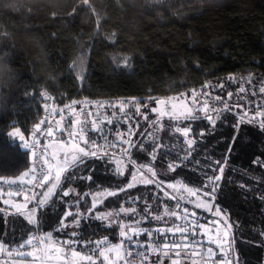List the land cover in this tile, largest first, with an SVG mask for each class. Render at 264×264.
Wrapping results in <instances>:
<instances>
[{
	"label": "trees",
	"instance_id": "1",
	"mask_svg": "<svg viewBox=\"0 0 264 264\" xmlns=\"http://www.w3.org/2000/svg\"><path fill=\"white\" fill-rule=\"evenodd\" d=\"M232 76L251 77L255 85L264 84V0H0V176H18L31 165L30 151L22 146L20 135L28 137L40 123L43 89L53 95L57 105L81 97L126 96L147 101L150 96L158 99L176 95ZM224 100L237 107L217 117L212 106L222 109L223 105L213 101L209 114L216 121L214 130L206 119L186 121L192 125L187 137L175 131L178 122L168 116H163L156 128L149 127L150 121L157 119L155 113H149V122L137 117L140 128L130 139L144 141L146 151L133 149L131 159L137 161L134 175L140 163L151 161L149 145L153 137L139 135L147 128L155 133L162 151L168 153L163 158L165 167L168 163L179 165L175 172L168 173L174 179L165 177L164 190L154 183H134L129 157L124 154L128 147L125 144L115 151L103 146L100 149L119 161L124 175L113 174L115 163L105 165L101 160L89 159L83 175H91L92 179L76 181L73 186L77 193L87 194L88 206L95 199L100 211L136 208L138 215L132 219L124 213L118 218L133 226L134 220L143 215L140 210L145 202L152 205L151 215H164L167 208L176 211L178 217L187 207L201 222L207 221L214 216L212 213L195 208L191 197L181 196L167 186L183 183L194 189L204 179L201 168L205 160L226 161L216 203L230 225L231 254H239L240 264H264V201L260 198L264 193V167L253 163L264 152V130L259 126L260 117L255 124L246 118L237 128L232 127L239 119L237 111H248L252 116L249 109L263 103L264 94L247 93ZM140 108L144 111L143 105ZM204 114L200 112V116ZM117 127L115 123L110 128L112 140L116 139ZM125 127L122 122L121 128ZM189 140L193 141L191 145ZM185 156L187 159L181 162ZM153 163L160 171L159 156ZM144 173L151 178L146 170ZM122 182L134 184L127 195H106ZM62 183L67 187L68 182ZM155 196L161 199H152ZM7 198H18L0 194V241H7L9 246L28 238L36 228L27 220L30 205L18 213L13 205L3 203ZM65 210H69L68 205L57 190L37 210L40 232L69 239L65 231H73L71 226L57 231V221ZM78 210L85 217L78 229L85 240L121 239V228L115 223L110 226V220L100 221L94 216L88 219L84 204ZM177 217L167 225L152 221L141 227L182 225L184 221ZM70 221L71 217L66 222Z\"/></svg>",
	"mask_w": 264,
	"mask_h": 264
},
{
	"label": "snow or ice",
	"instance_id": "2",
	"mask_svg": "<svg viewBox=\"0 0 264 264\" xmlns=\"http://www.w3.org/2000/svg\"><path fill=\"white\" fill-rule=\"evenodd\" d=\"M83 79V77H81ZM232 79V78H229ZM213 87L212 85H204L199 94L196 90H193L190 93L191 101L190 103L193 105L203 104V108H193L189 107L185 112L181 114H177L173 109L174 105L169 108V101L163 99H157L153 97H149L147 101L144 100H136L132 101H120V112L123 117L129 121V127L127 133L120 132L119 129L116 130V135L119 137L118 140L109 141L108 136L111 134V129L107 131L103 128V122H101V126H97L96 121L99 120V116L92 121L91 127L89 128L87 116L84 121L79 120L78 118L72 119L68 121L63 128H57V132L60 137L67 133V140H59L58 142L64 146L70 145L68 151L64 152L63 159L64 163L68 164V167H64L63 165H57L55 169L52 167V161L56 159V155L53 156L48 155V145H43L40 149V155H36L33 152V156L35 158L33 167L30 169V172H26L24 175L27 177L31 175L33 180L35 181L33 187H39L41 189L47 188V191L40 193L39 195H26L24 197L25 204L24 208H27L28 204L34 202V207L29 208L27 212V220L28 223L33 225L37 230H39V220L37 218V210L42 209L47 201L51 198V196L59 191L61 194V200L64 204L68 205L69 210H65L62 216L59 218L57 223L59 227L57 231H65L69 226L73 228V231L66 232L65 235H68L69 239L60 243L59 248L51 247L52 242V233L49 232L45 234L43 237L37 236H28V238L23 243H18V247L16 249H12L10 247H5L8 243L7 241H0V253H5L7 256L13 259L19 260H27L31 258L33 262L40 260H44V255H34V251L41 249L43 245H49L47 250L57 253L60 252L63 248H67L71 256L74 258H78L80 264H96V259L99 257H104L103 260L100 261V264H108L111 260V256L105 255V250L109 252L117 253V260L120 264H134V258L140 257L141 264H149V256L152 254L157 255L156 260H152L150 264H164L165 260L171 262V264H182V257L185 260L192 259V264H196V261L193 259L196 256H199L201 260L204 259V253L201 249L204 248L205 241L203 237L208 234V232L216 229L217 226L221 223L225 224L226 227H230L227 220L223 219L226 215L224 210L219 207L216 203L217 193L219 190V182L222 179L224 166L226 161L220 160H212L208 159L204 161V166L201 168V173L204 177L194 189H188L189 192L196 196L203 197V203L197 202L195 203V208H207V210L212 213L214 216L221 217V219H213L211 221H207L205 223H201V220L197 218L196 212H189L187 207L183 209V215L177 217V212L172 211L170 209H165V214L160 215H151L152 205L145 202L144 207L140 210L143 215L140 219L134 220V225L125 224L122 219H118L121 213H124L128 216L129 219L137 216L136 208L126 209L121 207L119 212H106L97 210V201L93 199L91 206H88L86 203L87 194L84 192L77 193L75 185L76 181L83 180H91V175H83L85 171H87V161L89 159H98L104 162L105 165H111L113 163L116 164V167L113 168V174L115 176H123L124 171L121 170L119 166V161H114L113 157L108 154V152H101L100 148L102 145L98 144L97 139H93L89 132H95L98 134L99 138H102L105 142L103 146H106L108 149L115 151L117 148H124V145L127 144L128 147L124 148V154L129 157V172L133 175V179H135V175L133 170L137 168V161L131 159L132 151L135 149L137 152H145L146 146L144 141H132L130 137L136 134V131L140 128V121L137 117L143 118L144 121L149 122V113H155L157 119L151 120L149 123V127L156 128L160 123L161 119L164 115H168L169 120H175L178 123L176 124L175 131L178 133H182L185 137H187L191 131L192 125L191 123H184L186 121H196V120H208L213 127L215 128L216 121L213 119V116L209 114V112L205 111L208 109L209 102L208 98L210 93L207 91L208 88ZM221 94L214 97L215 101L219 104L223 105L222 109H218L215 106H212V112L215 113L217 117L222 115L223 112H231L233 107H237L236 105H230L225 102L223 97V89L224 84L219 85ZM241 93H246L244 88H240ZM259 93L264 94V86L259 88ZM189 94L181 93L180 96L174 98L177 102L180 100L186 99ZM233 93L228 92L227 96L231 98ZM252 96H256L257 92L255 90L251 93ZM201 96L204 97L201 100ZM170 100L173 98H169ZM76 101L72 102V105H75ZM164 105L165 109H169L166 113L164 109L158 107H150V105ZM143 105L144 111H141L140 106ZM110 107L113 108V115H115V109L117 107L116 104H110ZM129 108V111H125V107ZM135 108V111L132 112V116H129V112L132 108ZM242 107V106H241ZM65 109L75 112V109L70 105H65L64 109L59 110L60 121H57L59 125L62 121L65 120L63 112ZM253 112L252 116H248V111H237L236 115L239 119L233 123L232 127L237 128L240 123H243L247 118L248 123L255 124L257 123V117L259 119V126L262 130H264V110H262V106L257 105L255 109H249ZM83 112V109H81ZM204 111V116H200V112ZM88 116L93 115V113H87ZM227 119V117H224ZM132 120H135V123H131ZM46 122L44 120L40 121V123L36 124L35 129L33 130V137H42L45 140L51 141L54 138V130L51 123H48L45 128H42L41 125H44ZM113 123L112 120H107V124L111 125ZM183 125V126H181ZM79 126V131L74 132L71 129ZM17 135L20 134V130L16 129ZM147 134L148 136L153 137L152 143L149 145L152 148L151 153H149L151 157V161L148 164L140 163L139 170L150 174L151 178L145 179L142 182L144 184L154 183L157 189L164 190V179L168 177L169 172H175L176 168L179 165L168 163L165 167L164 156L168 153L162 151V146L155 141V133L149 132L147 128L144 129L143 132H140V136H144ZM10 135H13L10 133ZM201 136L204 133L200 134ZM20 140L25 142V136L20 135ZM82 141L83 147H80L74 141ZM189 145L193 143V141H188ZM89 145L92 147L89 148ZM32 148L35 149L37 147V141L34 140L32 143ZM25 147H28V144L25 142ZM158 156L160 158L159 169L160 171H156L157 165L153 162L157 161ZM70 157V159H69ZM260 157H264V152L258 154V156L254 159L253 163L258 166L264 167V159ZM187 159V156L181 157L180 160L183 162ZM197 164H200V161H197ZM79 169V171H77ZM209 170L211 174H209ZM219 173V174H217ZM159 177V179H156ZM169 179H174V177H168ZM3 179V178H0ZM64 182H68L66 185ZM5 183H8L10 186L16 181L14 180H5ZM50 185V186H49ZM134 187V184L131 182L128 183H120L115 186L116 191H109L106 193L109 197H116L119 193L128 194V189ZM168 188H173L174 185L168 184ZM167 195V193H165ZM12 193H9L11 196ZM19 195V192L17 193ZM72 197L71 200H64L65 197ZM171 199H176V197H170ZM261 200L264 201V193H261ZM136 198H133V202ZM152 199L159 201L161 198L159 196L152 197ZM191 202V201H189ZM3 203L5 205H9L8 200H4ZM103 203V201H100ZM84 204L87 208V218L92 219L93 216L95 219L100 221L110 220L111 223H115L116 227L121 228L120 231V243L117 245H110L108 241V237H103L99 240L87 239L85 240L83 236L80 234L78 229L82 227L81 221L85 219L83 215L79 212V205ZM12 206V205H10ZM17 208V212L20 213L21 205H15ZM177 207H180V201L177 199ZM76 208L77 211L73 212L70 209ZM165 216L168 217L165 220ZM193 217V220H189L188 217ZM71 217L70 222L68 218ZM172 217H177L184 221L182 225H173V226H165V227H141V224L148 223L151 225L152 221L156 222H164L167 225ZM211 225V227H209ZM264 235V232L261 233ZM140 237H144V240H141ZM228 233L225 231L223 233V239L221 238V233L216 230V239H213L211 236L208 237L207 240V257L212 258L215 255H219L220 260L218 264H240V257L237 253L235 256L231 254V242L227 239ZM36 241L33 244V241ZM162 244V247H161ZM225 244H227L228 251L225 252ZM261 244L264 245V241H261ZM212 245L216 246L218 249V253L214 252ZM31 248L32 251H28L26 249ZM79 249V250H77ZM123 251V255L120 256L119 253ZM15 253V256H13ZM162 254V256H161ZM173 256L175 258H173ZM64 259L67 260V254L65 253ZM112 264H117L116 261H113ZM213 264H217V261H213Z\"/></svg>",
	"mask_w": 264,
	"mask_h": 264
},
{
	"label": "rangeland",
	"instance_id": "3",
	"mask_svg": "<svg viewBox=\"0 0 264 264\" xmlns=\"http://www.w3.org/2000/svg\"><path fill=\"white\" fill-rule=\"evenodd\" d=\"M123 61H124V63H126L128 61V59L125 58V59H123ZM231 78L232 79L222 80L220 82H215V83L207 82L205 84V85L210 84V85L213 86V87L207 89V91L210 93V96L208 98L209 107H208V109H205V111H208V112L211 111L210 110L211 109L210 108V105L213 103V101H215L214 97L217 96V95H219L221 93V91H222L220 89V87H219L220 84H224L223 97L222 98L228 99V100H230L231 98L241 97L243 95L245 96L246 95L245 93H241L240 92V88H244L246 90V93H252L253 90H255L257 93H259V88L261 86H264V84H262V83L255 85V82L251 79V77H236V76H232ZM202 87H200L198 89H194V90H196L197 93L199 94V92H200V90H201ZM192 91L193 90L187 91V92H183V93H186V94H189V95H188V97L186 99L180 100L179 102H177L174 98L180 96L181 93L180 94H176V95L166 96V97H160L158 99H163V100L169 101V108H171V106L174 105V109L173 110L177 114H181V113L185 112L189 107H193V108H197V107L203 108V104L193 105V104L190 103V101H191L190 93ZM228 92L233 93V95H232L231 98H229L227 96V93ZM261 95H263V94H261ZM169 98H173V99L170 100ZM203 99H204V97L201 96V100H203ZM256 105L262 106V110H264V102L263 103H256ZM154 107H158V108L164 109L166 113L169 111V109H165V106L164 105H155ZM128 111H129V108H128ZM202 112H204V111H202ZM131 113H132V111L129 112V116L131 115ZM164 116H168V115L166 114ZM122 122H124V124L126 125L125 129H122L121 128L122 127ZM115 123L117 124V126H118L117 128L119 130L121 128L120 132L125 133V134L127 133V130H128V127H129V121H127L125 118H117V119H115L113 121V123L111 124L110 127L108 126L109 127L108 129H110ZM108 129H105V130L107 131ZM31 134L28 137L25 138L26 139V142L28 144L30 143V140H31ZM116 139H119V137L116 136ZM108 140L109 141H115V140H112L111 138H109V136H108ZM58 141L59 140L47 142L49 156H53V154L56 155V159H54L52 161V167H53V169H55L57 165H63L64 167H66L68 165V164H65L64 163L63 155H64V152L68 151L70 145L64 146L61 143H59ZM100 141H101L100 142L101 145L103 146L105 144L104 140L101 139ZM74 142L77 143L80 147H83L84 146L82 141L77 140V141H74ZM103 148L104 149H108L106 146H103ZM69 159H70V157H69ZM145 179H149L147 177V175L144 172H142L140 170H137L136 171V175H135V179H134V183H137L138 181L139 182H142ZM170 184L174 185V187L172 189H173V191L175 193H177V194H179L181 196L191 197L192 198V202H193L194 205L197 202L203 203V197L202 196H196V195H194V194H192L191 192L188 191V189H193V188H191V187H189V186H187V185H185L183 183H170ZM45 191H47V188L45 189ZM15 197L18 198V199H15V198H7L6 200H8L9 201V204L13 205L14 207H15V205H21V209L20 210H25L26 208L23 207V205L25 204V199H24L25 196L18 195V196H15ZM28 205H30V207L32 208V207H34V202L31 203V204H28ZM200 209L208 212V210H207L206 207L205 208H200ZM27 210H28V208H27ZM213 219H221V217L212 216V217L208 218L207 221H211ZM189 220L191 221L193 219L189 218ZM207 221L202 220L201 223H205ZM209 227H211V225H209ZM217 229L221 233V238L222 239H223V233L225 231H227V233H228L227 239H228V241H230L229 229L223 223L219 224L216 229H213V231L208 232V234L203 237V239L205 241V245H204V248L201 249V250L204 253V259L201 260V263L200 264H213V261L214 260L217 261V264H218V262L220 260V257H219L218 254L215 255L212 258H208L207 257V247H208L207 240H208V237L211 236L213 239H216V230ZM102 238L103 237L97 238L95 240H99V239H102ZM65 240H68V238H60L59 239V238L52 237L51 247H54L53 245L56 244L57 247L59 248L60 247V243H58V242H63ZM108 241L110 242L109 243L110 245H117V244L120 243V240L111 241L109 237H108ZM161 247H162V245H161ZM212 247H213L214 252H217L218 253V249H216V246L215 245H212ZM48 248H49V245H45L39 251H37L36 253H34V255H36L40 251H43V252L45 251L46 255H49L48 258H51V257H54L55 255H58V254L65 255V253H66L68 259H71V260H74V261L80 263V261L78 260V258H74V257L71 256L70 251L66 247L63 248L60 252H57V253H53V252L47 250ZM77 250H79V249H77ZM227 251H228L227 244H225V252H227ZM108 252H109L108 250H105V255L108 254ZM121 253H123V251H121ZM13 256H15V255L13 254ZM161 256H162V254H161ZM99 258H101V260L104 259V257H99ZM98 259H96V264H99L98 263V261H99ZM156 259H157V255L156 254L150 255L149 256V264H150V262L152 260H156ZM54 260H55V257L54 258H51V259H44L43 261L37 260V261L33 262L31 260V258H28L27 260H19L18 264H56ZM71 260H70V262H71ZM115 261L117 262V264H120V262L117 259ZM110 262L112 263L113 260L111 259L109 261V263ZM134 264H141V258L140 257L134 258ZM164 264H171V262H166V263L164 262ZM182 264H190V263H182Z\"/></svg>",
	"mask_w": 264,
	"mask_h": 264
},
{
	"label": "built area",
	"instance_id": "4",
	"mask_svg": "<svg viewBox=\"0 0 264 264\" xmlns=\"http://www.w3.org/2000/svg\"><path fill=\"white\" fill-rule=\"evenodd\" d=\"M41 96L43 99V111L41 120H44L46 123L44 125H41L42 128H45L48 123H51L54 130V138L51 141H57V140H67V133L65 132L62 137L59 136L58 132L56 131L57 128H63L64 125L72 120L78 118L81 121L85 120V117L87 116L88 125L89 128L91 127L92 121L96 118V116H99V120L96 121L97 126H101V122H103V128L108 129L111 125L107 124V120L114 121L117 118H124L123 115L120 112V101H132V97H126V96H118V97H81V98H73L68 100L66 103L62 105H57L53 95L46 89H43L41 92ZM76 101L75 105H72V102ZM110 104H116L117 107L115 109V115H113V108L110 107ZM65 105H70L75 109V112L69 111L65 109L63 112V115L65 117V120L62 121L59 125L57 124V121H60V114L59 110L64 109ZM83 109V112L81 111ZM125 111H128V107H125ZM93 113V115L88 116L87 113ZM109 126V127H108ZM74 132L79 131V126H76L71 129ZM33 133V131H32ZM89 135L93 139L98 140V144L101 145V141L97 138L98 134L95 132H89ZM37 141V147L35 149L32 148L33 141ZM26 142V139H25ZM25 142L21 141V144L23 147H25ZM47 142H50L49 140H45L42 137H33L31 134V140L28 144V147H25L29 149L30 151V161L31 165L30 167L24 171L22 174L18 176H0V194L9 196V193H12L11 196L15 197L18 196L17 193L19 192L20 196H26V195H39L41 192V188L39 187H33L35 181L33 180V177L31 175L25 176L24 174L26 172H30V169L33 167L34 163V156L33 152L36 153V155H40V149L43 145H47ZM90 148L92 147L89 145ZM49 155V153H48ZM5 180H14L16 183L12 184L11 186L8 183H5ZM15 195V196H14ZM29 236H37V237H43V234L40 232V230L34 229ZM27 239V238H26ZM26 239L18 242L11 243L8 247L12 249H16L18 247V243H23ZM36 241H33V244H35ZM110 243V242H109ZM43 245L42 247H44ZM55 248H58L56 244L53 245ZM28 251H32L33 249L28 248L26 249ZM40 249L34 251L36 253ZM15 255V253H13ZM98 263L100 264L101 258L98 259ZM108 264H112L111 262Z\"/></svg>",
	"mask_w": 264,
	"mask_h": 264
},
{
	"label": "crops",
	"instance_id": "5",
	"mask_svg": "<svg viewBox=\"0 0 264 264\" xmlns=\"http://www.w3.org/2000/svg\"><path fill=\"white\" fill-rule=\"evenodd\" d=\"M8 245L6 244L5 247H7ZM43 254L44 255V259H51L55 257V263L56 264H80L79 262H76L74 260L68 259L65 260L64 259V255L58 254L55 255L54 257L48 258L49 255H46L45 251H40L39 253H37L36 255H40ZM120 256L123 255V253H119ZM106 256H111V259L113 261H115L117 259V253L116 252H108V254H106ZM61 258V259H60ZM71 260V262H70ZM19 260L18 259H13L9 256H7V254L5 253H0V264H18Z\"/></svg>",
	"mask_w": 264,
	"mask_h": 264
},
{
	"label": "water",
	"instance_id": "6",
	"mask_svg": "<svg viewBox=\"0 0 264 264\" xmlns=\"http://www.w3.org/2000/svg\"><path fill=\"white\" fill-rule=\"evenodd\" d=\"M173 258H175V257H173ZM181 259H182V263H188V262L192 263V259H188V260H185L184 258H181ZM193 259L196 261V264H200L201 263V259H200L199 256H196ZM164 262L166 263V262H170V261L165 260Z\"/></svg>",
	"mask_w": 264,
	"mask_h": 264
},
{
	"label": "flooded vegetation",
	"instance_id": "7",
	"mask_svg": "<svg viewBox=\"0 0 264 264\" xmlns=\"http://www.w3.org/2000/svg\"><path fill=\"white\" fill-rule=\"evenodd\" d=\"M202 251V250H201ZM174 257V256H173ZM183 258V257H182ZM188 263H190V264H192L191 262H188Z\"/></svg>",
	"mask_w": 264,
	"mask_h": 264
}]
</instances>
